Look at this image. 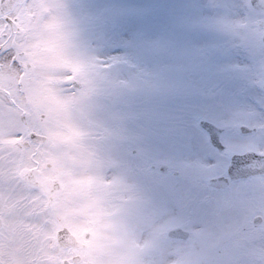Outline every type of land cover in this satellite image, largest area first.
<instances>
[{
	"label": "rangeland",
	"instance_id": "obj_1",
	"mask_svg": "<svg viewBox=\"0 0 264 264\" xmlns=\"http://www.w3.org/2000/svg\"><path fill=\"white\" fill-rule=\"evenodd\" d=\"M79 2L91 6L93 10H109L103 29L97 35L102 56L127 55L133 63L152 68L153 62L144 58L142 53L148 47L168 40H175L190 50L220 44L227 51L216 57L215 62L219 65L223 59L222 64L242 68L240 60L245 59L244 55L247 54L243 49L231 48L226 38L219 33L178 31L175 27L178 21L214 17L222 11L212 5H237L244 0ZM144 9L150 12L144 14ZM24 21L22 32L28 40L21 51L27 53V59L31 60L34 69L27 87L37 85L40 94V103L34 107L33 117L38 120L37 127L43 133H48L51 141L49 146L39 150H20V139L15 137V133L21 129H37L32 128L29 120L24 122L20 117L15 119L14 128H8V133L13 135L11 144L15 146L19 169L24 172L34 168L38 158L43 159L45 164L53 162L54 168L41 175V182L46 183V186L49 183L47 192L29 188L28 194L23 195L29 197L26 201L29 206L24 205L25 201L16 206L15 200L8 197L9 187H0V214L6 219L4 238L0 241V258H3L4 264H61L58 249H47L55 246L57 225L51 219L48 197L49 189L56 180L62 184V188L54 212L59 213L74 228L78 221L90 226L87 231L92 233L93 238L84 264H238L235 259L238 253L252 259L264 255V221L254 225L255 207L246 205L244 213H234L233 209L228 212L222 207L227 204L229 197L238 203L247 201L242 193L237 191L234 196H219V208L215 211L205 212L207 206L203 207L202 200L194 203L195 209L188 206L193 203V194L199 189L200 199L203 197L209 178L220 175L223 165L224 172L229 158V155L219 156L207 149L210 147H201L206 137L202 136L204 132L193 118L209 116L217 125L228 126L233 130L242 113L238 103L228 105L227 116L223 113L213 115L209 109L215 101L214 97L219 96V108L223 105L222 91L192 86L182 97L173 100L162 116H150L142 125L130 130L129 136L134 139H127L122 145L121 154L129 156V167L137 166L141 174L131 171V174L124 175L123 171L126 173L128 170L125 166L122 169L121 162L115 172L109 171L110 166L105 163L98 166L97 162L106 157V151L96 145L106 142L117 161L116 156L121 157L119 142L114 145L112 140L115 138L102 141L95 136L92 122L84 109L90 94L88 85H85V94L72 98L65 97L56 86L59 73L71 71L86 76L76 47L77 34L64 17L63 0H35L32 10L25 11ZM0 79L3 83H10L15 80V75L5 70ZM43 91L51 95L43 96ZM189 114L191 118L187 117ZM42 115H46L45 121H41ZM126 149L129 152L125 153ZM52 150L53 156L48 160L49 151ZM159 156L166 160H160ZM149 160L167 163L171 167L167 180L178 184L172 186L174 190L182 188L181 202L185 205V211L192 213L180 221L192 234L191 239L184 244L163 245L164 240L160 243L159 239L160 236L165 238L170 225L175 223L174 215L179 218L183 216L178 207L180 204L176 208L169 207L157 216L156 199H133L129 196L132 188L136 190L140 186ZM79 163L84 165L80 171L76 169L81 166ZM175 171L180 173L179 177L174 176ZM152 181L156 185L161 183L157 178ZM36 205H39L38 209H44L37 215L39 221L49 223L48 231L44 232L47 236L45 247L40 252L35 247L41 235L36 232L38 224L31 217L38 211ZM136 207H142L144 213L135 210ZM145 207H149L150 215ZM258 210L264 217V206L258 207ZM26 212L27 219L21 222L20 214L25 216ZM209 215L212 218L209 219ZM140 216H145L143 221L139 220ZM84 232V229H78L79 234ZM40 244L43 246L41 241ZM178 245L183 247L177 249L175 246ZM161 246L162 249H159ZM216 250H220V253L213 258Z\"/></svg>",
	"mask_w": 264,
	"mask_h": 264
},
{
	"label": "snow or ice",
	"instance_id": "obj_2",
	"mask_svg": "<svg viewBox=\"0 0 264 264\" xmlns=\"http://www.w3.org/2000/svg\"><path fill=\"white\" fill-rule=\"evenodd\" d=\"M34 3L35 0H0V77L5 70L15 75V80L10 83H3L0 79V128L5 126L9 113L23 116L22 104L34 69L21 51L28 40L22 28L24 13L31 11ZM212 7L222 11L214 17L178 21L176 29L221 34L231 48L243 49L249 54L251 63L244 68L217 64L216 57L227 51L220 44L190 50L175 40L144 50L142 56L153 62L152 68L133 63L127 55L102 56L97 35L103 29L109 10H93L79 0H63L64 17L77 34L76 47L86 76L65 71L58 74L56 86L65 97L72 98L85 94V85H88L90 94L84 109L92 122L93 132L102 141L120 138V154L134 126L142 125L150 116H162L170 103L182 97L192 86L222 91L231 74L242 71L254 74L256 78L252 83L264 90V0H244L237 5ZM142 11L144 14L150 12L149 9ZM259 127L264 132V124ZM15 137L29 144L38 139V132L21 129ZM259 154L264 157V149ZM262 176L264 168L253 179ZM152 191L161 201V195ZM217 200L213 194L203 204L216 209ZM182 230L176 229L177 232ZM3 238L4 231L0 227V241ZM219 253L220 250H216L213 258ZM235 259L238 264H264V255L252 259L238 253ZM0 264H4L3 258H0Z\"/></svg>",
	"mask_w": 264,
	"mask_h": 264
},
{
	"label": "flooded vegetation",
	"instance_id": "obj_3",
	"mask_svg": "<svg viewBox=\"0 0 264 264\" xmlns=\"http://www.w3.org/2000/svg\"><path fill=\"white\" fill-rule=\"evenodd\" d=\"M256 77H255V75L253 76V77H251V79H250V84H251V87H250V89H251V91H250V93L251 94H254V93H261L263 96H259V98L261 99V101H262V104L264 105V94L262 93V92H258L256 89H255V85L252 83V80H254ZM242 121L244 122V123H246V124H254V125H256V127H254L253 129H254V131H251V132H248V133H246V134H242L241 135V137H243V143L241 144V149L242 150H245L246 149V151L248 150V149H253V150H255V149H257V146H258V140H254V141H251L250 139H252L254 136H256L258 133H264V132H262L261 130H260V125L261 124H264V122L263 121H259V120H257V119H255V117L254 118H250V119H247V118H245L243 115H242ZM233 137V136H232ZM0 143H1V141H0ZM249 147V148H248ZM242 152H244V151H242ZM5 155H2V153H0V170H2L3 169V166H2V163L4 162V160H5ZM32 173L33 174H35V172L34 171H32ZM13 174H15V171H13ZM2 172L0 173V181L2 180ZM74 252H75V250H68L66 253H67V255L69 256V257H72L73 256V254H74Z\"/></svg>",
	"mask_w": 264,
	"mask_h": 264
},
{
	"label": "water",
	"instance_id": "obj_4",
	"mask_svg": "<svg viewBox=\"0 0 264 264\" xmlns=\"http://www.w3.org/2000/svg\"><path fill=\"white\" fill-rule=\"evenodd\" d=\"M208 129H211V128H209V127H207ZM183 236L184 237H187V234L186 233H183Z\"/></svg>",
	"mask_w": 264,
	"mask_h": 264
}]
</instances>
